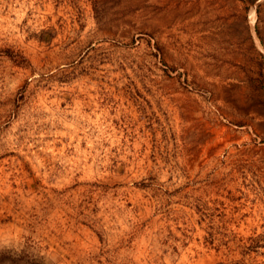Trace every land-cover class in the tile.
<instances>
[{
    "label": "rangeland",
    "instance_id": "rangeland-1",
    "mask_svg": "<svg viewBox=\"0 0 264 264\" xmlns=\"http://www.w3.org/2000/svg\"><path fill=\"white\" fill-rule=\"evenodd\" d=\"M0 264H264V0H0Z\"/></svg>",
    "mask_w": 264,
    "mask_h": 264
},
{
    "label": "bare ground",
    "instance_id": "bare-ground-1",
    "mask_svg": "<svg viewBox=\"0 0 264 264\" xmlns=\"http://www.w3.org/2000/svg\"><path fill=\"white\" fill-rule=\"evenodd\" d=\"M163 17V16H162Z\"/></svg>",
    "mask_w": 264,
    "mask_h": 264
}]
</instances>
